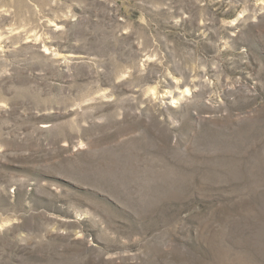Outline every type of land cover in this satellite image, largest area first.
Returning <instances> with one entry per match:
<instances>
[{
    "label": "rangeland",
    "instance_id": "obj_1",
    "mask_svg": "<svg viewBox=\"0 0 264 264\" xmlns=\"http://www.w3.org/2000/svg\"><path fill=\"white\" fill-rule=\"evenodd\" d=\"M0 264H264V0H0Z\"/></svg>",
    "mask_w": 264,
    "mask_h": 264
}]
</instances>
